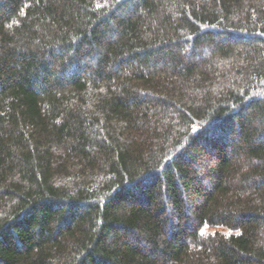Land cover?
<instances>
[{
	"label": "trees",
	"instance_id": "obj_1",
	"mask_svg": "<svg viewBox=\"0 0 264 264\" xmlns=\"http://www.w3.org/2000/svg\"><path fill=\"white\" fill-rule=\"evenodd\" d=\"M0 264H264V0H0Z\"/></svg>",
	"mask_w": 264,
	"mask_h": 264
}]
</instances>
